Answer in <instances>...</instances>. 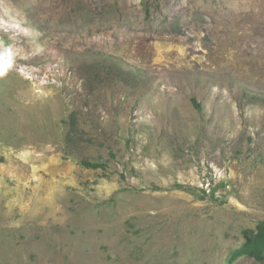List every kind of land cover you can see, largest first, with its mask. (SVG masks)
Listing matches in <instances>:
<instances>
[{"label":"rangeland","instance_id":"1","mask_svg":"<svg viewBox=\"0 0 264 264\" xmlns=\"http://www.w3.org/2000/svg\"><path fill=\"white\" fill-rule=\"evenodd\" d=\"M6 59L0 264H264V0H0Z\"/></svg>","mask_w":264,"mask_h":264},{"label":"trees","instance_id":"2","mask_svg":"<svg viewBox=\"0 0 264 264\" xmlns=\"http://www.w3.org/2000/svg\"><path fill=\"white\" fill-rule=\"evenodd\" d=\"M195 106L200 109V105L193 100ZM84 165L92 168H96L102 166V164L91 163V162H83ZM219 186L221 188L225 187V184L216 185L212 191H215L216 187ZM246 241L245 243L235 252V256L238 255H246L254 258L257 261L264 260V221H259L256 224V227L253 230L245 231Z\"/></svg>","mask_w":264,"mask_h":264},{"label":"clouds","instance_id":"3","mask_svg":"<svg viewBox=\"0 0 264 264\" xmlns=\"http://www.w3.org/2000/svg\"><path fill=\"white\" fill-rule=\"evenodd\" d=\"M11 67L10 61L8 59H6L4 61V67L3 69H0V75H3L5 71H7L8 68Z\"/></svg>","mask_w":264,"mask_h":264}]
</instances>
